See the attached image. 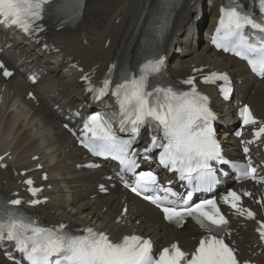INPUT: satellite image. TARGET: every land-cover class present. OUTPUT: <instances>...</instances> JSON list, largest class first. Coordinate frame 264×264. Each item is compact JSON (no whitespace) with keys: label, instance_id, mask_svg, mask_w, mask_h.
I'll return each instance as SVG.
<instances>
[{"label":"snow or ice","instance_id":"6c2138e0","mask_svg":"<svg viewBox=\"0 0 264 264\" xmlns=\"http://www.w3.org/2000/svg\"><path fill=\"white\" fill-rule=\"evenodd\" d=\"M257 2L258 16L242 10L235 3L222 7L212 44L245 60L252 73L264 77V0ZM53 3L54 0H0V23L33 35L43 30L41 22ZM76 7H79L78 0ZM57 11L61 9L57 8ZM163 62V56L150 59L142 65L139 75L124 71L115 83L111 76L117 66L113 64L108 68L102 86H96L89 75H82L80 79L86 85L84 90L91 99L102 103V98L110 93L119 106V115L111 112L89 115L83 123L80 143L97 157L118 160L120 171L116 175L124 188L155 205L164 220L177 226L189 218L194 220L205 230L198 245L189 253L177 243H172L154 255L152 241L140 235H124L114 240L94 227L74 231L63 223L45 226L20 208L22 201L17 198L0 201V244L9 242L4 255L13 264H21V261L27 264H251L249 260L242 261L237 248L226 242L225 235H230L229 219L217 200L209 198L190 202L194 192L211 189L216 184L215 166L228 161L213 127L217 117L209 106V97L198 91L195 78L182 82L189 86L188 90L150 83V75L159 73ZM0 70L5 78L13 76L2 62ZM211 76L225 82L220 91L223 98L228 99L231 91L228 75L213 72ZM29 79L36 82L35 75ZM204 82H209V78L205 77ZM239 115L244 126L259 124L253 128V139L242 142L247 156L250 151L247 145L264 136V121H258L247 104L240 108ZM114 121H118V129L113 127ZM117 132L127 133L128 138H122ZM142 133L149 135L150 142L143 148H134ZM4 158L0 156V161ZM152 160H157L179 181L186 182L182 187L188 191L175 192L170 186L171 180L167 182L168 186H162L154 171L137 172L141 163ZM91 166L99 167L98 164ZM0 167L6 165L0 163ZM128 174H132L131 180L127 178ZM241 175L257 184H264V175L258 173L250 157L241 167ZM43 179H47L46 173ZM24 183L33 197L42 191V188L34 186L31 178ZM99 187L101 191H107L104 185ZM161 191L163 196L158 194ZM252 195L250 191L241 194L229 189L220 200L236 215L255 221V232L264 244V218L257 219V213L242 203V197L250 198ZM28 203L35 206L42 201L31 199ZM256 203L264 205L261 200ZM126 212L127 208L124 209ZM14 252L19 254V259Z\"/></svg>","mask_w":264,"mask_h":264},{"label":"bare ground","instance_id":"6f19581e","mask_svg":"<svg viewBox=\"0 0 264 264\" xmlns=\"http://www.w3.org/2000/svg\"><path fill=\"white\" fill-rule=\"evenodd\" d=\"M154 2L86 0L82 19L73 27L58 29L45 22L46 27L32 40L9 39L12 60H6L5 64L16 71L7 80L0 77V154L9 151L5 159L7 166L0 169V192L8 195L18 189L17 182L22 179L18 172L42 161L49 175L45 184H50L51 189L44 191L48 201L34 211L44 220L66 223L73 228L94 226L107 230L112 236L138 232L151 236L157 246L175 240L183 248L190 249L202 235V230L191 223L173 228L164 223L160 213L149 204L122 191L116 184L110 187L111 181L105 179V173L109 171L107 166L102 170L82 168L80 164L86 159L84 152L74 146L61 127V114L57 112L61 109L62 115H66L69 109L83 105L85 95L77 81L83 72L99 76L107 64L118 61L124 51L138 50L142 36L151 32L152 18L144 19L138 25L137 33L134 29L143 14L141 11ZM217 2L182 1L163 42L167 70L174 78L193 74V68L195 75L226 66L241 72L244 78L237 85L233 100L249 103L257 117L264 121V77L252 79L243 62L212 51L202 34H195V26L200 31L204 25L208 28L214 23ZM0 34L9 35V32L0 28ZM43 43L51 46L50 52L41 49ZM0 44L5 42L0 41ZM74 63L82 66L83 72L77 71ZM205 66L207 69H202ZM25 70L39 71L38 82L29 85L23 75ZM29 90L33 91L34 99L26 98ZM217 104L223 111L230 105ZM223 133L225 146L232 147V137L227 130ZM35 154H39L40 159L34 162L30 158ZM39 173L33 171L37 177ZM99 184H106L107 194L98 191ZM235 187H246L253 193L249 203L255 208L257 218H264V205L256 203V195L264 193V186L241 183ZM124 206L126 213L122 212ZM254 227L255 221L231 219L227 240L237 248L241 260L264 264V250L259 254L256 252L260 243ZM0 264L11 263L0 253Z\"/></svg>","mask_w":264,"mask_h":264},{"label":"rangeland","instance_id":"374dc122","mask_svg":"<svg viewBox=\"0 0 264 264\" xmlns=\"http://www.w3.org/2000/svg\"><path fill=\"white\" fill-rule=\"evenodd\" d=\"M209 13H210V12L208 11L207 14H209ZM175 48H176V47H175ZM175 48H174V49H175ZM179 51H180V50H179Z\"/></svg>","mask_w":264,"mask_h":264}]
</instances>
